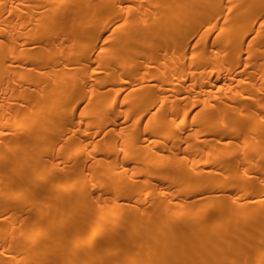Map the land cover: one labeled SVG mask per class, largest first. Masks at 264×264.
Here are the masks:
<instances>
[{
    "label": "bare ground",
    "instance_id": "obj_1",
    "mask_svg": "<svg viewBox=\"0 0 264 264\" xmlns=\"http://www.w3.org/2000/svg\"><path fill=\"white\" fill-rule=\"evenodd\" d=\"M0 264H264V0H0Z\"/></svg>",
    "mask_w": 264,
    "mask_h": 264
}]
</instances>
